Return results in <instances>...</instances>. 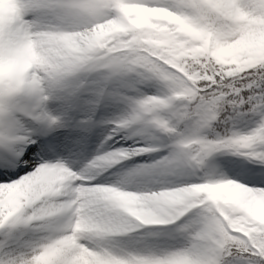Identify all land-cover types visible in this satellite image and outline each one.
<instances>
[{
  "label": "snow or ice",
  "instance_id": "obj_1",
  "mask_svg": "<svg viewBox=\"0 0 264 264\" xmlns=\"http://www.w3.org/2000/svg\"><path fill=\"white\" fill-rule=\"evenodd\" d=\"M0 264H264V0H0Z\"/></svg>",
  "mask_w": 264,
  "mask_h": 264
}]
</instances>
